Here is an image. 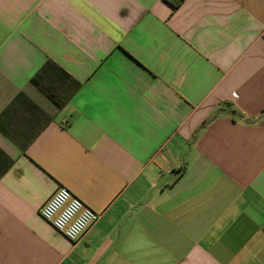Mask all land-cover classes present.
<instances>
[{
    "label": "crops",
    "instance_id": "1",
    "mask_svg": "<svg viewBox=\"0 0 264 264\" xmlns=\"http://www.w3.org/2000/svg\"><path fill=\"white\" fill-rule=\"evenodd\" d=\"M0 264H264V0H0Z\"/></svg>",
    "mask_w": 264,
    "mask_h": 264
},
{
    "label": "built area",
    "instance_id": "2",
    "mask_svg": "<svg viewBox=\"0 0 264 264\" xmlns=\"http://www.w3.org/2000/svg\"><path fill=\"white\" fill-rule=\"evenodd\" d=\"M40 216L69 241L74 242L96 223L101 215L88 207L67 187L61 186L40 209Z\"/></svg>",
    "mask_w": 264,
    "mask_h": 264
},
{
    "label": "trees",
    "instance_id": "3",
    "mask_svg": "<svg viewBox=\"0 0 264 264\" xmlns=\"http://www.w3.org/2000/svg\"><path fill=\"white\" fill-rule=\"evenodd\" d=\"M180 3L176 4V6H179ZM224 109L223 108H220L219 110H217L215 112V114L212 116V118L210 120H214L215 118H217L219 116V114L223 111ZM234 113V112H233ZM235 114V113H234Z\"/></svg>",
    "mask_w": 264,
    "mask_h": 264
}]
</instances>
